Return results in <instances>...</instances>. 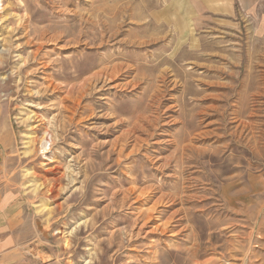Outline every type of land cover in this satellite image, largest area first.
Segmentation results:
<instances>
[{"label":"rangeland","instance_id":"rangeland-1","mask_svg":"<svg viewBox=\"0 0 264 264\" xmlns=\"http://www.w3.org/2000/svg\"><path fill=\"white\" fill-rule=\"evenodd\" d=\"M0 140L27 262L264 264V15L0 0Z\"/></svg>","mask_w":264,"mask_h":264},{"label":"crops","instance_id":"crops-1","mask_svg":"<svg viewBox=\"0 0 264 264\" xmlns=\"http://www.w3.org/2000/svg\"><path fill=\"white\" fill-rule=\"evenodd\" d=\"M199 12L208 14L264 15V0H185ZM195 4V5H194ZM1 143V140H0ZM4 153L0 146V177L5 172ZM1 192V188H0ZM20 203V201H18ZM21 205L0 196V264H32L26 261L21 242L16 239L14 221L20 215Z\"/></svg>","mask_w":264,"mask_h":264},{"label":"bare ground","instance_id":"bare-ground-1","mask_svg":"<svg viewBox=\"0 0 264 264\" xmlns=\"http://www.w3.org/2000/svg\"><path fill=\"white\" fill-rule=\"evenodd\" d=\"M79 15V14H78ZM103 25V24H102ZM104 28V27H103ZM82 31V30H81ZM119 31V30H118ZM42 33V32H41ZM74 34V33H73ZM100 34V33H99ZM118 34V33H117ZM79 41V40H78ZM59 42V41H58ZM80 44V43H79ZM59 45V44H58ZM64 47V46H63ZM70 48V47H69ZM65 49V48H64ZM42 51V50H41ZM36 54V53H35ZM51 63V62H50ZM26 65V64H25ZM73 66V65H72ZM96 75V74H95ZM115 79V78H114ZM54 82V81H53ZM76 84V83H75ZM60 85V84H59ZM68 94V93H66ZM76 95V94H75ZM78 97V96H77ZM70 99V98H69ZM62 101V100H61ZM62 103V102H61ZM76 104V103H75ZM153 208V207H152ZM150 217V216H149Z\"/></svg>","mask_w":264,"mask_h":264}]
</instances>
